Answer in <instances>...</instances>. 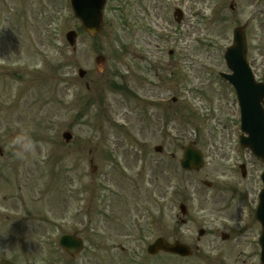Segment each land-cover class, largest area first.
Here are the masks:
<instances>
[{
	"label": "rangeland",
	"instance_id": "obj_1",
	"mask_svg": "<svg viewBox=\"0 0 264 264\" xmlns=\"http://www.w3.org/2000/svg\"><path fill=\"white\" fill-rule=\"evenodd\" d=\"M105 5L94 38L79 30L69 0H0V261L257 264L259 225L249 220L261 164L236 144L238 106L218 74L228 73L223 55L234 27L245 26L246 59L264 83V0ZM174 9L184 13L181 25ZM68 31L77 33L74 51ZM189 143L205 163L182 174ZM198 225L203 260L147 256L158 237L197 246ZM74 232L85 246L71 260L57 241Z\"/></svg>",
	"mask_w": 264,
	"mask_h": 264
},
{
	"label": "water",
	"instance_id": "obj_2",
	"mask_svg": "<svg viewBox=\"0 0 264 264\" xmlns=\"http://www.w3.org/2000/svg\"><path fill=\"white\" fill-rule=\"evenodd\" d=\"M106 0H70L73 16L79 21L82 29L88 35L94 37L102 30L103 25V9ZM177 16L176 22L182 18L181 11H175ZM66 38L71 47L76 41V33L69 32ZM233 46L226 49L224 60L227 67L232 72V75L224 76L228 82L233 85L235 94L237 95L238 106H240L241 130L247 136H241V147L250 149L253 155L260 159L264 164V84L254 82L253 74L251 73L248 63H246V41L242 27L234 29ZM95 65L99 72H104L105 58L96 56ZM85 72L80 70L79 77H84ZM65 142L71 140L72 136L67 132L62 134ZM156 152H161L159 147L155 148ZM181 168L185 171H197L202 165V157L199 151L194 150L191 146L184 150L183 159L180 161ZM94 170V167H92ZM264 169V167H263ZM244 175V172H243ZM263 189L258 198V206L255 210L256 219L262 225L261 237V263L264 264V171L261 176ZM209 187L210 184H207ZM182 216L186 215L184 205L180 206ZM202 233V232H201ZM200 233V235H201ZM223 238H226L223 236ZM60 246L72 258L76 257L83 247V243L76 238L75 235H63L59 242ZM158 251L166 253H174L181 256H189L190 249L181 243L175 242L168 244L164 239L159 238L152 245L148 246L149 254H157ZM0 264H11L0 262Z\"/></svg>",
	"mask_w": 264,
	"mask_h": 264
},
{
	"label": "flooded vegetation",
	"instance_id": "obj_3",
	"mask_svg": "<svg viewBox=\"0 0 264 264\" xmlns=\"http://www.w3.org/2000/svg\"><path fill=\"white\" fill-rule=\"evenodd\" d=\"M199 226V225H198ZM198 235L200 236V226H199V229H198ZM194 247V251H195V255H199L200 256V258L203 260V258H202V247H201V236L199 237V239L197 240V246H193ZM255 247V246H254ZM122 251H123V248L121 247L120 248ZM172 258H175V259H177V260H184L185 258H178V257H176V256H174V255H170ZM253 256L254 257H256L257 255H256V252L253 254Z\"/></svg>",
	"mask_w": 264,
	"mask_h": 264
},
{
	"label": "clouds",
	"instance_id": "obj_4",
	"mask_svg": "<svg viewBox=\"0 0 264 264\" xmlns=\"http://www.w3.org/2000/svg\"><path fill=\"white\" fill-rule=\"evenodd\" d=\"M22 139H23V138L18 139L15 143H18V144H19L20 141H21ZM29 147H30V144H29V143H24V144H22V148L25 149V150H26L27 148H29ZM22 154H23V153L20 152V151L17 152V155H18V156H22Z\"/></svg>",
	"mask_w": 264,
	"mask_h": 264
},
{
	"label": "trees",
	"instance_id": "obj_5",
	"mask_svg": "<svg viewBox=\"0 0 264 264\" xmlns=\"http://www.w3.org/2000/svg\"><path fill=\"white\" fill-rule=\"evenodd\" d=\"M115 88V87H114Z\"/></svg>",
	"mask_w": 264,
	"mask_h": 264
}]
</instances>
